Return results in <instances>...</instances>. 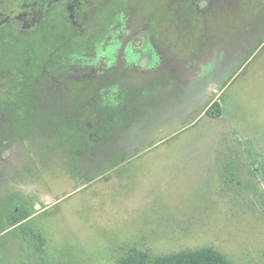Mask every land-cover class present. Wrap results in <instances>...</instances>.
<instances>
[{
  "label": "rangeland",
  "instance_id": "rangeland-1",
  "mask_svg": "<svg viewBox=\"0 0 264 264\" xmlns=\"http://www.w3.org/2000/svg\"><path fill=\"white\" fill-rule=\"evenodd\" d=\"M77 1L0 24V264H264V0Z\"/></svg>",
  "mask_w": 264,
  "mask_h": 264
},
{
  "label": "flooded vegetation",
  "instance_id": "flooded-vegetation-1",
  "mask_svg": "<svg viewBox=\"0 0 264 264\" xmlns=\"http://www.w3.org/2000/svg\"><path fill=\"white\" fill-rule=\"evenodd\" d=\"M74 1L78 2L77 0H0V24L6 21H9L10 23H19V21H21L22 25L28 28L26 29L22 26V29L13 32L14 35L23 37L25 35L35 34L38 38H40L44 33V31L42 32L41 30L42 27L49 20L50 15L53 14L54 16L50 17L51 22L49 25L54 23L59 29L58 32H54V35L52 34L49 36V44L52 43V38L66 35V32H68V39H74L77 36H74L75 33L73 32L72 28L68 27L69 29H61V23L66 20L65 17L67 16L55 15L53 13L55 7H64L67 12L70 11V18L68 17L67 19H71L73 25V23L76 22L77 16V12L74 11ZM5 5L8 6L4 8L3 6ZM65 47L66 46L58 45V49L61 50H63ZM88 70L91 71L89 68Z\"/></svg>",
  "mask_w": 264,
  "mask_h": 264
},
{
  "label": "trees",
  "instance_id": "trees-1",
  "mask_svg": "<svg viewBox=\"0 0 264 264\" xmlns=\"http://www.w3.org/2000/svg\"><path fill=\"white\" fill-rule=\"evenodd\" d=\"M208 117L217 119L222 116L220 102L216 101L206 111ZM119 264H149L144 254L132 250L128 257L120 260ZM153 264H226L225 260L213 251L204 250L197 253L175 254L166 256Z\"/></svg>",
  "mask_w": 264,
  "mask_h": 264
}]
</instances>
